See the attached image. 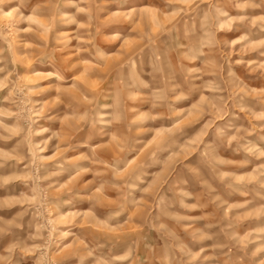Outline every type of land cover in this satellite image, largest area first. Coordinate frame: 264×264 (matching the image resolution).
<instances>
[{
  "label": "rangeland",
  "instance_id": "374dc122",
  "mask_svg": "<svg viewBox=\"0 0 264 264\" xmlns=\"http://www.w3.org/2000/svg\"><path fill=\"white\" fill-rule=\"evenodd\" d=\"M0 264H264V0H0Z\"/></svg>",
  "mask_w": 264,
  "mask_h": 264
}]
</instances>
